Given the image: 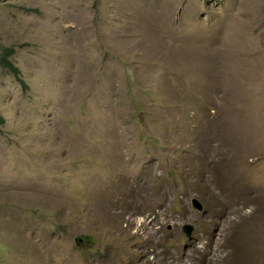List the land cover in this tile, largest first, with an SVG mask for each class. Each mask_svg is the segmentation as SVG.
Segmentation results:
<instances>
[{
  "label": "rangeland",
  "instance_id": "rangeland-1",
  "mask_svg": "<svg viewBox=\"0 0 264 264\" xmlns=\"http://www.w3.org/2000/svg\"><path fill=\"white\" fill-rule=\"evenodd\" d=\"M4 50L0 264H264V0H4Z\"/></svg>",
  "mask_w": 264,
  "mask_h": 264
},
{
  "label": "trees",
  "instance_id": "trees-1",
  "mask_svg": "<svg viewBox=\"0 0 264 264\" xmlns=\"http://www.w3.org/2000/svg\"><path fill=\"white\" fill-rule=\"evenodd\" d=\"M4 0H0V4ZM14 54L13 50H4L2 54H0V65L4 69H8L10 72L14 74L16 79L23 85L25 86V82L21 77V71L20 69L12 62L9 60V57H11ZM5 124V119L0 116V127Z\"/></svg>",
  "mask_w": 264,
  "mask_h": 264
},
{
  "label": "water",
  "instance_id": "water-1",
  "mask_svg": "<svg viewBox=\"0 0 264 264\" xmlns=\"http://www.w3.org/2000/svg\"><path fill=\"white\" fill-rule=\"evenodd\" d=\"M192 205L194 208H196L198 210H202V205H201L200 201H198L197 199L192 200ZM183 230L188 237L191 236L192 227L190 225H185Z\"/></svg>",
  "mask_w": 264,
  "mask_h": 264
},
{
  "label": "bare ground",
  "instance_id": "bare-ground-1",
  "mask_svg": "<svg viewBox=\"0 0 264 264\" xmlns=\"http://www.w3.org/2000/svg\"><path fill=\"white\" fill-rule=\"evenodd\" d=\"M230 49V48H229ZM233 49V48H232ZM231 51V50H230ZM227 54H228V52H227ZM230 55H231V52H230ZM196 57V56H195ZM228 59V58H227ZM224 79H225V77H223Z\"/></svg>",
  "mask_w": 264,
  "mask_h": 264
}]
</instances>
